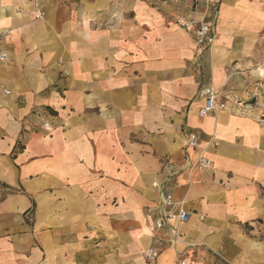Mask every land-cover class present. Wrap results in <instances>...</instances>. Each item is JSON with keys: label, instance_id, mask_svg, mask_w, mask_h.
I'll return each instance as SVG.
<instances>
[{"label": "crops", "instance_id": "crops-1", "mask_svg": "<svg viewBox=\"0 0 264 264\" xmlns=\"http://www.w3.org/2000/svg\"><path fill=\"white\" fill-rule=\"evenodd\" d=\"M167 2L0 0V264H264V0Z\"/></svg>", "mask_w": 264, "mask_h": 264}, {"label": "built area", "instance_id": "built-area-1", "mask_svg": "<svg viewBox=\"0 0 264 264\" xmlns=\"http://www.w3.org/2000/svg\"><path fill=\"white\" fill-rule=\"evenodd\" d=\"M212 1V0H209ZM195 4L198 0H194ZM42 16V13L39 14ZM177 24L190 32L195 44L200 48H211L215 42V32L212 26L205 21L184 20L178 19ZM2 36V35H1ZM0 60L5 61V54H0ZM218 94L212 86H204L199 91V98L203 101V104L196 109V115L199 118H205L215 112L217 109H223L224 104L217 103ZM186 147L189 149H195L197 147V137L194 133L190 132L186 135ZM211 161L205 157L204 152L198 153L196 160L191 164V170L203 171L211 167ZM161 205L165 208L164 219L176 220L177 222H185L189 219V213L183 208L182 204H179L175 210V204L173 203L170 195H161ZM163 220H158L152 229H158L162 227ZM156 257V252L152 249L143 253V258L151 260ZM185 260L180 264H185Z\"/></svg>", "mask_w": 264, "mask_h": 264}, {"label": "rangeland", "instance_id": "rangeland-1", "mask_svg": "<svg viewBox=\"0 0 264 264\" xmlns=\"http://www.w3.org/2000/svg\"><path fill=\"white\" fill-rule=\"evenodd\" d=\"M166 1H168V2H167L168 5H169L170 3H172L171 0H166ZM179 4H180V7H181V8H184V7L187 6V4L185 3V0H179ZM190 5H191V3H190ZM193 8H194V7H193ZM197 9H198V6H197V8H195L194 10H197Z\"/></svg>", "mask_w": 264, "mask_h": 264}]
</instances>
